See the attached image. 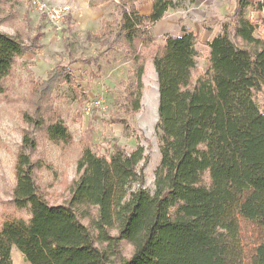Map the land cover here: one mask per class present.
Masks as SVG:
<instances>
[{
	"label": "trees",
	"instance_id": "obj_1",
	"mask_svg": "<svg viewBox=\"0 0 264 264\" xmlns=\"http://www.w3.org/2000/svg\"><path fill=\"white\" fill-rule=\"evenodd\" d=\"M114 1L118 17L103 18L85 37L98 43L97 56L120 51L133 64V80L118 105L122 116L117 111L111 118L125 130L127 115L140 108L147 61L154 66L160 153L154 189L142 187V145L127 151L113 141L108 152L97 153L88 125L76 143L75 174L65 197L50 201L36 182L44 165L32 158L38 141L24 129L7 201L12 210L0 221V264H13L12 246L29 264H264V103L256 100L258 93L264 99V15L250 14L261 3L236 0L207 40L206 67L199 70L191 28L181 24L180 33L163 42L149 30L173 0H151L148 14L137 0ZM67 20L65 31L73 24L71 16ZM40 36L36 32L25 43L0 30V93L16 59ZM73 61L48 70L52 84L46 88L67 83L76 93L81 84ZM48 112H38L34 121L26 114L25 120L63 149L73 145L64 119ZM240 219L262 235L248 256Z\"/></svg>",
	"mask_w": 264,
	"mask_h": 264
},
{
	"label": "rangeland",
	"instance_id": "obj_2",
	"mask_svg": "<svg viewBox=\"0 0 264 264\" xmlns=\"http://www.w3.org/2000/svg\"><path fill=\"white\" fill-rule=\"evenodd\" d=\"M50 3L70 4L69 0H47ZM174 6L167 9L165 16L150 25L151 33L157 41L163 42L168 35L180 33V25L191 28L197 37L196 65L199 70L206 67L208 54L207 40L218 30L225 15L233 11V0H173ZM141 11H146L149 0H137ZM116 1L110 0L103 7L101 18L93 20L84 28L74 22L70 30L55 31L52 24L41 15L32 0H0V30L19 36L30 43L36 32L42 33L33 46L15 61L13 72L2 83L0 93V221L4 212L12 208L7 201L14 184L15 154L20 146L25 129L38 141L32 153L33 159L44 164L36 170V182L41 192L50 200L60 202L65 197V185L75 174L76 143L89 125L92 128V147L97 153H106L113 141L127 151L140 144L144 148L146 160L139 164L144 187L149 192L154 189V172L160 153L157 139L158 83L154 66L149 59L143 75V89L140 108L127 115L128 128L111 118L119 110V102L133 80V64L120 51H109L98 55L99 45L85 37L86 31L99 29L102 19L118 17ZM71 12L75 10L73 5ZM65 15L64 27L72 16ZM253 17L252 13H250ZM73 21V18H72ZM70 54V55H69ZM74 59L71 67L81 87L77 92L67 83L58 89L47 82L48 70L56 63H66ZM80 98L82 101H80ZM99 100L98 104L94 102ZM259 106L264 99L256 95ZM38 108V109H37ZM37 110V112H36ZM57 112L66 122L75 143L66 149L46 139L35 130L34 124L25 120L28 114L33 121L37 113ZM48 112V113H47ZM25 215L24 211H16ZM240 235L245 254L253 250L254 244L262 238L259 230L240 219ZM128 246L124 248V254ZM10 256L13 264H29L23 254L14 246Z\"/></svg>",
	"mask_w": 264,
	"mask_h": 264
},
{
	"label": "crops",
	"instance_id": "obj_3",
	"mask_svg": "<svg viewBox=\"0 0 264 264\" xmlns=\"http://www.w3.org/2000/svg\"><path fill=\"white\" fill-rule=\"evenodd\" d=\"M109 1H107V2H109ZM251 1L261 3V8L259 10L251 11L253 17L258 18V17L264 15V0H251ZM69 2H70V4L73 5V8L75 9L73 11V13L71 12V15H72L71 17L73 18V24H74V22H76V24H78L79 26H83L84 28L89 27V24L93 20L102 17V14L104 12L103 7L107 3V2H104V3L98 4V5H90L89 0H69ZM233 2H234V7H233V9H234L236 6V0H233ZM137 5H138V3H137ZM138 7H139V5H138ZM150 9H151V0H149L147 10L146 11L140 10V12L148 14L150 12ZM164 16L165 15H163L160 19L155 21V23H158ZM149 30L151 31L150 26H149Z\"/></svg>",
	"mask_w": 264,
	"mask_h": 264
},
{
	"label": "built area",
	"instance_id": "obj_4",
	"mask_svg": "<svg viewBox=\"0 0 264 264\" xmlns=\"http://www.w3.org/2000/svg\"><path fill=\"white\" fill-rule=\"evenodd\" d=\"M33 4L38 8L41 15L52 24L55 31H61L64 27L65 15L71 12L70 4L50 3L47 0H32ZM96 100L94 103L98 104Z\"/></svg>",
	"mask_w": 264,
	"mask_h": 264
}]
</instances>
